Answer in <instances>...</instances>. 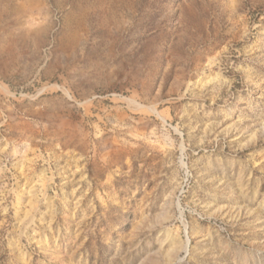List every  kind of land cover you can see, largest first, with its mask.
Here are the masks:
<instances>
[{
	"label": "rangeland",
	"instance_id": "obj_1",
	"mask_svg": "<svg viewBox=\"0 0 264 264\" xmlns=\"http://www.w3.org/2000/svg\"><path fill=\"white\" fill-rule=\"evenodd\" d=\"M0 264H264V0H0Z\"/></svg>",
	"mask_w": 264,
	"mask_h": 264
}]
</instances>
